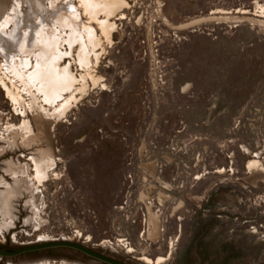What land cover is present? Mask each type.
Returning a JSON list of instances; mask_svg holds the SVG:
<instances>
[{"label": "rangeland", "instance_id": "374dc122", "mask_svg": "<svg viewBox=\"0 0 264 264\" xmlns=\"http://www.w3.org/2000/svg\"><path fill=\"white\" fill-rule=\"evenodd\" d=\"M0 5V154L48 139L58 159L5 163L1 247L64 239L141 264H264V196L246 181L264 167V0ZM220 193L251 222L231 238L243 246L227 263L186 260Z\"/></svg>", "mask_w": 264, "mask_h": 264}, {"label": "flooded vegetation", "instance_id": "af4514ba", "mask_svg": "<svg viewBox=\"0 0 264 264\" xmlns=\"http://www.w3.org/2000/svg\"><path fill=\"white\" fill-rule=\"evenodd\" d=\"M212 13V12H211ZM209 14V15H214V14ZM253 15V14H252ZM210 35V34H209ZM10 111H12V109H10ZM39 141V140H38ZM173 142H171L172 144ZM16 146H14V148L12 150H9L7 148L6 151H3L0 154V177H3V179L8 180L11 176H6L4 174V165L6 162L11 161L14 166L16 167L17 165H21L23 163H21L19 161V158L24 159V163L26 166H30L29 163L27 162V160L29 159L30 156H37V159H41L43 154L42 152L44 151H48L50 150V154L52 157V161H53V166H52V170L56 169V163L58 161V159L55 157V154L57 153V150L54 148V143L47 140H43V142L40 143V141L36 144L34 141L33 143H31L26 149H23L20 146V142L16 141ZM180 144L182 145V141H180ZM0 148H4V147H0ZM166 148V147H165ZM167 148H170V151L174 152L175 148L174 145H169ZM166 148V149H167ZM178 151H181V148H179ZM22 154V155H21ZM170 161L171 159L168 158ZM168 160V161H169ZM166 161L167 165H170V163ZM253 162V161H252ZM256 162V161H255ZM232 162H230L231 164ZM249 163V162H248ZM259 166L261 167V162H258ZM246 165L247 163L244 165V174L246 176L252 174V173H248L246 171ZM262 169L260 170L261 172L258 175H254L253 177H249L247 178V183H249L250 185H252L253 188L257 189L262 196H264V167H261ZM227 172H230V174H233V169L231 167H229V169L227 170ZM212 173H217L218 171H213ZM150 175V174H149ZM152 177V176H151ZM198 178V179H197ZM194 179L199 180L200 177H194ZM197 191H201L200 189ZM137 196V194H136ZM218 196V197H217ZM233 195L232 194H216L214 195L212 198H208L207 200L204 199L206 202L209 199H212L213 205H217V206H222L221 208V213H217L216 215H214L213 213L210 215L212 221L210 226V235L208 236L207 233V229H203V227L201 226V217L200 219H198L196 221L195 224V229H194V233L193 235L189 236V241L187 242V248H185L184 250V258L186 260H189L188 258L193 255L195 257V259L199 260V263L201 261H203V256H206L208 254L209 251H212L214 256L217 257V254L221 255L220 260L222 262H230L233 259V255H234V249L238 250L241 246H243V244H240L239 241L237 242L238 245L237 247L234 248V239H231L233 237V235L235 233H243V231H237V229L239 227H241L242 225H246L249 228V225L251 222L248 220H243V216L242 215H238V216H234L232 213V201H233ZM192 201L194 202L196 205V207H202V198H201V194L192 197ZM138 202V199L135 198L134 200V205H136V203ZM264 207V206H263ZM226 210V211H224ZM206 216V215H205ZM242 216V217H241ZM262 216L264 217V211L262 213ZM262 219V218H261ZM224 220H229L230 222L232 221H238L239 224L236 225L235 228L232 227L231 225V229L228 232L223 230V227H221V223H223ZM262 223L264 221V218L261 220ZM259 228L264 229V225L261 224L259 226ZM249 230V229H248ZM247 230V231H248ZM228 233L230 234L229 236H226L225 234ZM240 240V239H237ZM257 241H262L264 242V239H256ZM263 246V245H262ZM244 249H242L241 253H238L240 255V261H245L247 258L246 256H249V252L244 253L243 252ZM259 254L264 252V248H258L256 250ZM165 254V253H164ZM170 258V253L168 252L166 254L165 259L168 261Z\"/></svg>", "mask_w": 264, "mask_h": 264}, {"label": "water", "instance_id": "95a60500", "mask_svg": "<svg viewBox=\"0 0 264 264\" xmlns=\"http://www.w3.org/2000/svg\"><path fill=\"white\" fill-rule=\"evenodd\" d=\"M0 261L12 264H40L47 261L69 264H141L133 257L109 255L104 249L64 239L37 241L7 249L0 246Z\"/></svg>", "mask_w": 264, "mask_h": 264}, {"label": "bare ground", "instance_id": "6f19581e", "mask_svg": "<svg viewBox=\"0 0 264 264\" xmlns=\"http://www.w3.org/2000/svg\"><path fill=\"white\" fill-rule=\"evenodd\" d=\"M0 7H2V5H0ZM4 7H5V6H4ZM4 7H3V8H4ZM2 11H3V10H2ZM2 13H3V12H2ZM2 13H1V14H2ZM40 43H41V42H40ZM40 46H41V45H40ZM4 48H5V47H4ZM2 49H3V47H2ZM5 50H6V49H5ZM7 51H9V50H7ZM43 56H44V55H43ZM7 164H10V163H7ZM8 166H10V165H8ZM14 172H15L14 175H15V177H16V174H18V172L15 171V170H14ZM8 175H11V174L9 173ZM15 177H14V178H15ZM17 186H18V183L15 182V183H14V187H13V189H14V193L19 194V192H17V191L15 190V189L17 188ZM8 190H10V189H8ZM8 192H9V191H8ZM9 194H10V192H9V193H6V192H5V194L2 195L1 199H4V201H6L7 198H8V195H9ZM11 195H12V194H11ZM10 198H11V197H10Z\"/></svg>", "mask_w": 264, "mask_h": 264}, {"label": "crops", "instance_id": "0c3cea01", "mask_svg": "<svg viewBox=\"0 0 264 264\" xmlns=\"http://www.w3.org/2000/svg\"><path fill=\"white\" fill-rule=\"evenodd\" d=\"M34 13H37V12H33V13H29V14H32V15H34ZM34 25H36V30H37V24H34ZM29 40H31V38H28Z\"/></svg>", "mask_w": 264, "mask_h": 264}]
</instances>
